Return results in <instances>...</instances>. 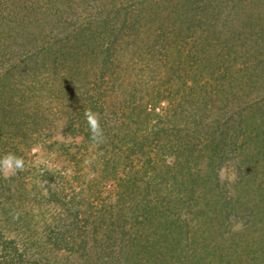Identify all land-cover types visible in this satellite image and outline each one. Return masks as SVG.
I'll list each match as a JSON object with an SVG mask.
<instances>
[{
    "label": "trees",
    "instance_id": "obj_1",
    "mask_svg": "<svg viewBox=\"0 0 264 264\" xmlns=\"http://www.w3.org/2000/svg\"><path fill=\"white\" fill-rule=\"evenodd\" d=\"M1 1L9 21L0 39V157L13 152L26 166L0 177V264H221L230 245L219 229L230 214L245 216L248 229L260 225L245 255L264 256V0H104L65 36L46 23L44 0ZM127 72L144 82L124 93L139 125L124 134L104 106ZM145 83L154 100L144 102ZM89 108L101 114L103 144L90 140ZM59 124L125 160L129 176L117 179L120 200L107 212L80 211L85 201L73 205L63 175L28 161ZM150 146L158 161L137 169L133 158ZM233 159L240 170L229 199L198 166L214 171ZM188 245L191 263L180 256Z\"/></svg>",
    "mask_w": 264,
    "mask_h": 264
},
{
    "label": "rangeland",
    "instance_id": "obj_2",
    "mask_svg": "<svg viewBox=\"0 0 264 264\" xmlns=\"http://www.w3.org/2000/svg\"><path fill=\"white\" fill-rule=\"evenodd\" d=\"M103 1L104 0H58L55 3L52 0L53 3L47 4L48 1L44 0L38 4L43 7L42 9L44 10L49 9L47 13L48 15L45 18L46 23L50 24L51 26L53 25L52 29H54L55 32H59L60 34H63V36H65L66 33H70V31H72L71 28H75L77 23L86 22L87 20L91 19L96 13H100L101 9L103 10ZM1 5H3L2 1L0 2V6ZM18 5L19 2L17 1V4H15L14 7L17 8ZM3 8H5V5L3 7L1 6L0 10L2 11ZM5 13L6 15H8L7 11H5ZM8 21L9 19H4L2 17V14H0V39H3L5 36L4 26ZM45 21H43V24ZM147 42L150 41L147 40ZM1 43L3 44V46L7 47L6 40H2ZM16 44L17 43L13 40L12 48L15 49ZM155 57L161 56L155 55ZM139 80L140 79L135 76L134 73L129 74V72H127L125 76L121 77L117 85L113 87L114 91L112 92L110 90V92H112L110 93L111 95L108 94L109 96L106 97V100L108 102L104 106L106 109L105 114L110 119L117 120V125L118 127L120 126L121 130L124 129V134L129 132V130H135L139 126L129 120L130 117L128 115L130 110H128V106L126 104V99L128 98V96H125L124 94L125 92L129 93L130 91L135 93V90L133 89L135 84L144 82ZM141 88L142 95L143 97L145 96L144 102L154 100L155 95H148V93L151 91V87L149 85L146 86L145 83L144 86H141ZM144 88L148 89L144 90ZM167 107L168 102L163 101L158 106L156 112L159 115L163 116ZM135 121H137V119H135ZM115 126L116 125L114 124L113 127ZM121 130H119V132H121ZM46 133L47 132H45L44 134ZM82 138V136H77L74 138L65 136L63 129L59 124L58 128L54 129L52 136L49 137L48 140H45V142H43L44 140L42 142L39 141L31 147L27 155V159L29 162H31V166L44 169L48 168L49 170H53L55 172L57 171L61 175H63V179L64 181H66V187H68L66 189V192L68 193L69 190H72V193H69L72 197H69L74 200L73 205L77 206L80 205L83 200L85 201V203L83 204L84 206L80 211L84 210L90 212H107V209L110 208L111 205L116 204V202L120 200L117 193V179H122L125 178V176H129L130 171L128 173L125 160H123L122 157H117L119 155L118 151L112 152L111 148L110 151L107 150L106 152L97 151V148L84 143V140ZM150 147V152H147V150H145V152H147L146 154L139 153V157L137 159L135 158L136 156L133 158V166H136L137 169H148L146 165L150 159H152V161H158V154L153 151L155 150L154 148H152L153 146ZM115 159H117V165H114ZM106 160L109 161L111 165L108 166ZM235 162V159L224 161L222 163V166L214 168L216 169L214 170L215 172L212 171L213 169H210L206 165V163H201V166H198L200 177L206 176L210 178V183H212V186L216 185V190L223 192L224 195L227 194L230 199L231 196H234L233 183L239 176L238 170H240L237 167V162ZM152 163L155 164L154 162ZM108 169H110L111 171H115L114 174H112V172H109L110 170ZM79 170L80 172L78 173ZM151 174H153V171L151 172ZM258 182H261V180H259ZM30 183L32 184L33 181ZM188 205H192V203ZM186 211L187 212H185V215L189 210L187 209ZM191 211L193 210L191 209ZM196 219L197 218L191 220L190 217V223L194 225V227H197L196 225L200 224L199 220ZM247 222L248 221L245 216L241 217L237 214H230L229 219L220 227V234L223 235V238L228 243V246L230 245L229 248L222 246L224 248V251L222 252L223 259H219L221 264H264V256L262 254H259L258 250L255 252V254H251L249 257L245 255V248H249L251 247V245L254 246L253 244L256 242V239H258L261 235V232L257 230L259 229L260 225L255 228L250 227L251 229H248ZM95 237L98 238V235H94V237L90 236L89 238L90 243H88V247L91 252L95 250L94 246H97L98 242L100 241V239L99 241L94 239ZM221 241H223L222 238L219 243H221ZM189 247L192 246H186L184 248V251L180 255L183 261L186 259H188V261L192 259ZM239 253L242 254V257H240ZM63 254L64 253L59 254L58 258H62V260H65ZM93 255H95L96 258V254L94 253ZM81 256L82 255L80 254L75 255L74 257L69 258L68 261L70 263L79 262ZM82 259L84 258L82 257ZM188 263H191V261H189Z\"/></svg>",
    "mask_w": 264,
    "mask_h": 264
},
{
    "label": "clouds",
    "instance_id": "obj_3",
    "mask_svg": "<svg viewBox=\"0 0 264 264\" xmlns=\"http://www.w3.org/2000/svg\"><path fill=\"white\" fill-rule=\"evenodd\" d=\"M84 117L87 122L91 142L98 145L105 143L106 136L101 124V114L89 108L85 109ZM25 166L26 161L23 156L8 152L0 157V177L10 178L22 172Z\"/></svg>",
    "mask_w": 264,
    "mask_h": 264
}]
</instances>
